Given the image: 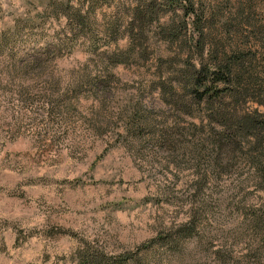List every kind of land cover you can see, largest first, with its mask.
<instances>
[{"label": "rangeland", "instance_id": "rangeland-1", "mask_svg": "<svg viewBox=\"0 0 264 264\" xmlns=\"http://www.w3.org/2000/svg\"><path fill=\"white\" fill-rule=\"evenodd\" d=\"M107 1L0 0V264H76L82 243L144 264H264V187L247 154L216 157L188 123L201 112L164 101L172 75L157 39L156 58L112 66L97 54L124 38L100 35L93 52L68 37L71 8L94 17L82 32L100 33ZM198 1L217 37L255 50L261 71L264 34L252 24L264 33V0ZM243 8L252 24L240 35ZM260 99L240 107L264 113ZM169 126L172 139L159 140Z\"/></svg>", "mask_w": 264, "mask_h": 264}, {"label": "trees", "instance_id": "trees-1", "mask_svg": "<svg viewBox=\"0 0 264 264\" xmlns=\"http://www.w3.org/2000/svg\"><path fill=\"white\" fill-rule=\"evenodd\" d=\"M90 1L91 7L108 2ZM110 6L113 17L100 33L82 32L94 17L89 11L71 8V13H66L68 37L87 38L94 47L93 52L100 48L96 40L100 35L111 42L124 38L125 48L104 49L97 54L100 60L112 66L156 58L154 40L157 39V58L169 59L167 72L172 75L171 82L163 86L164 101L188 118L196 117L194 108L201 112L203 117L199 121L190 119L188 123L201 128L218 159L231 158L237 150L247 154L256 173V182L263 188L264 113L240 107L246 101L262 102L264 68L262 72L257 69L259 62L256 63L255 50L251 47L239 49L222 42L217 37L222 33L212 25L215 14L208 15L206 6L198 0H114V6ZM238 12L240 24L237 26L240 28L237 31L244 35L252 24L250 14L244 8ZM252 26L260 36L264 34L255 23ZM208 43L209 48L206 47ZM52 45L57 47L59 43ZM41 51L46 53L47 47ZM166 74L160 73L159 77L164 79ZM171 131L172 126L161 127L158 139L169 142ZM180 230L185 235L191 232L185 227ZM75 255L76 264H144L137 253L113 255L89 243L80 244Z\"/></svg>", "mask_w": 264, "mask_h": 264}]
</instances>
